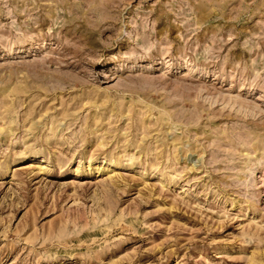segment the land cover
<instances>
[{
	"label": "rangeland",
	"instance_id": "374dc122",
	"mask_svg": "<svg viewBox=\"0 0 264 264\" xmlns=\"http://www.w3.org/2000/svg\"><path fill=\"white\" fill-rule=\"evenodd\" d=\"M0 264H264V0H0Z\"/></svg>",
	"mask_w": 264,
	"mask_h": 264
}]
</instances>
